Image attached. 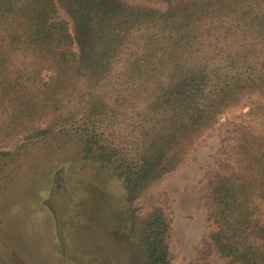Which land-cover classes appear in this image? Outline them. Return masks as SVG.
Listing matches in <instances>:
<instances>
[{
	"label": "trees",
	"instance_id": "16d2710c",
	"mask_svg": "<svg viewBox=\"0 0 264 264\" xmlns=\"http://www.w3.org/2000/svg\"><path fill=\"white\" fill-rule=\"evenodd\" d=\"M170 2L0 0V164L6 143L81 130L144 264H173L168 198L136 204L245 103L214 159L208 240L227 264H264V0Z\"/></svg>",
	"mask_w": 264,
	"mask_h": 264
},
{
	"label": "rangeland",
	"instance_id": "374dc122",
	"mask_svg": "<svg viewBox=\"0 0 264 264\" xmlns=\"http://www.w3.org/2000/svg\"><path fill=\"white\" fill-rule=\"evenodd\" d=\"M166 9L170 0H125ZM63 18H67L61 12ZM231 109L203 136L192 158L155 183L137 202L168 198L173 264H227L208 240L205 205L218 168L233 144L232 130L247 111ZM81 130H58L45 139L6 143L0 164V264H144L145 253L129 236L120 182L87 153Z\"/></svg>",
	"mask_w": 264,
	"mask_h": 264
}]
</instances>
